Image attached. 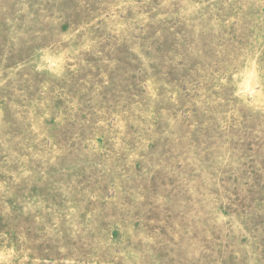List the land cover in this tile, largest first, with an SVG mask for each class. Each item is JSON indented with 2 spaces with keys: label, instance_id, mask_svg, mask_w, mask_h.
Segmentation results:
<instances>
[{
  "label": "rangeland",
  "instance_id": "374dc122",
  "mask_svg": "<svg viewBox=\"0 0 264 264\" xmlns=\"http://www.w3.org/2000/svg\"><path fill=\"white\" fill-rule=\"evenodd\" d=\"M0 264H264V0H0Z\"/></svg>",
  "mask_w": 264,
  "mask_h": 264
}]
</instances>
